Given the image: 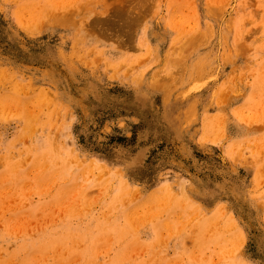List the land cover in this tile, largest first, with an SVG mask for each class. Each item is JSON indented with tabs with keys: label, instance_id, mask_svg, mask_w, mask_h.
<instances>
[{
	"label": "rangeland",
	"instance_id": "obj_1",
	"mask_svg": "<svg viewBox=\"0 0 264 264\" xmlns=\"http://www.w3.org/2000/svg\"><path fill=\"white\" fill-rule=\"evenodd\" d=\"M0 264H264V0H0Z\"/></svg>",
	"mask_w": 264,
	"mask_h": 264
}]
</instances>
